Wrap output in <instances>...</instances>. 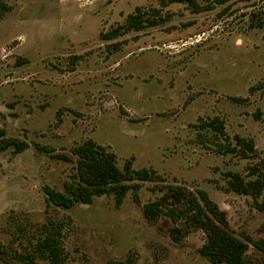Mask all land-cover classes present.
Instances as JSON below:
<instances>
[{
    "label": "rangeland",
    "instance_id": "obj_1",
    "mask_svg": "<svg viewBox=\"0 0 264 264\" xmlns=\"http://www.w3.org/2000/svg\"><path fill=\"white\" fill-rule=\"evenodd\" d=\"M0 4V264L48 263L46 237L63 264H212L173 188L204 191L248 244L247 264H264L252 244L264 238V0ZM136 7L162 22L103 37ZM88 141L120 169L154 176L118 205L113 193L55 204L46 189L64 192ZM232 174L261 193L229 190ZM162 198L146 218L144 205Z\"/></svg>",
    "mask_w": 264,
    "mask_h": 264
},
{
    "label": "trees",
    "instance_id": "obj_2",
    "mask_svg": "<svg viewBox=\"0 0 264 264\" xmlns=\"http://www.w3.org/2000/svg\"><path fill=\"white\" fill-rule=\"evenodd\" d=\"M196 0H159L160 7L166 4L178 2L192 5ZM212 4L222 5L229 0H210ZM2 4H0V7ZM160 9V8H159ZM159 9H153L154 15L158 14ZM145 12L136 7L134 12L127 15L125 22L103 34L104 38H112L128 30H140L147 26L157 25L161 19L145 17ZM1 15V11H0ZM153 15V16H154ZM212 128L222 132L223 122L215 117L212 120ZM3 131H0V133ZM235 145L242 148V152H253L254 145L251 140L235 137ZM16 148H18L15 143ZM228 150H233L229 146ZM75 171L72 180L65 183L64 192H56L47 188L49 198L57 205L70 207L74 202H90L95 195L113 193L116 205L121 203L122 198L128 190H136L135 180H146L154 174L146 169L131 170L130 164L120 169L116 165L115 156L107 151L105 147L99 146L92 141H88L82 146L74 149ZM262 184L258 180L245 182L239 175L232 174L227 182V188L239 194L261 193ZM171 196L179 207V218L183 219L186 225L203 230L206 240L200 252L212 264H247L246 250L248 244L235 237L229 230L228 222L224 212L210 201L204 191L197 190L195 195L191 193L183 194L176 189L171 190ZM160 206H164V198L150 202L143 207V214L146 218L152 219L162 211ZM264 210V200L260 205ZM46 237L42 244L50 250L45 264H63L60 259L57 247L52 245ZM252 244L264 252V238L252 241ZM1 246V245H0ZM1 252V249H0Z\"/></svg>",
    "mask_w": 264,
    "mask_h": 264
}]
</instances>
